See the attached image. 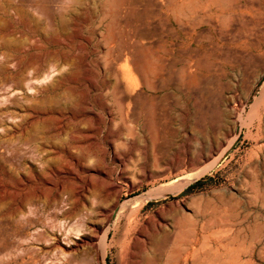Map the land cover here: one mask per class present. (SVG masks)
Listing matches in <instances>:
<instances>
[{
    "label": "rangeland",
    "instance_id": "374dc122",
    "mask_svg": "<svg viewBox=\"0 0 264 264\" xmlns=\"http://www.w3.org/2000/svg\"><path fill=\"white\" fill-rule=\"evenodd\" d=\"M216 1L0 0V264H264V0Z\"/></svg>",
    "mask_w": 264,
    "mask_h": 264
},
{
    "label": "bare ground",
    "instance_id": "6f19581e",
    "mask_svg": "<svg viewBox=\"0 0 264 264\" xmlns=\"http://www.w3.org/2000/svg\"><path fill=\"white\" fill-rule=\"evenodd\" d=\"M214 1H216V0H214ZM217 2V1H216ZM212 3V2H211ZM228 4V3H227ZM224 5H226V4H224ZM226 14V13H225ZM203 16V15H202ZM229 16V15H228ZM193 18V17H192ZM221 19H222V17H221ZM220 19V20H221ZM223 20V19H222ZM223 22V21H222ZM221 24V23H220ZM238 234V233H237ZM227 238V237H226ZM178 240V239H177ZM176 241V240H175ZM175 243V242H174ZM228 245V244H227ZM205 253V252H204ZM177 254V253H176ZM170 255H172L171 253H170ZM174 255V254H173ZM169 256V255H168ZM178 256V255H177ZM192 256V255H191ZM171 257H173V256H171ZM171 259V258H170ZM173 260V259H172ZM170 262V261H169Z\"/></svg>",
    "mask_w": 264,
    "mask_h": 264
}]
</instances>
